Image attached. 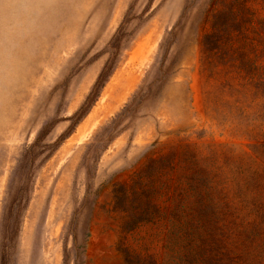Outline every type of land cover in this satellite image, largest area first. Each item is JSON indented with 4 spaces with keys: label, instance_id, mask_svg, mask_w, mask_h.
<instances>
[{
    "label": "rangeland",
    "instance_id": "374dc122",
    "mask_svg": "<svg viewBox=\"0 0 264 264\" xmlns=\"http://www.w3.org/2000/svg\"><path fill=\"white\" fill-rule=\"evenodd\" d=\"M0 264H264V0H0Z\"/></svg>",
    "mask_w": 264,
    "mask_h": 264
}]
</instances>
